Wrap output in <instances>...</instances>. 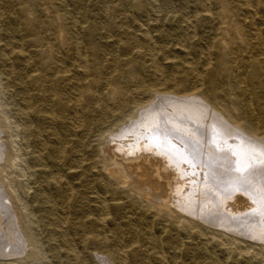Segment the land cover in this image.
<instances>
[{
	"label": "rangeland",
	"instance_id": "obj_1",
	"mask_svg": "<svg viewBox=\"0 0 264 264\" xmlns=\"http://www.w3.org/2000/svg\"><path fill=\"white\" fill-rule=\"evenodd\" d=\"M54 2L59 8L48 11ZM31 3L34 10L28 11ZM138 3L146 7V14L137 12ZM201 3L202 0H0V264H264V249L245 243L225 248L212 241L196 252L192 241L184 237L177 247L168 250L177 233L162 222L151 228L152 215L136 207L116 179L96 170V163L99 170L104 164L101 149L112 140V144L128 143L144 131L148 118H141L139 112L132 117L131 105L118 110L108 100L104 113L97 102L84 99L85 111L77 115L62 104L63 107L55 102L48 104L58 117L53 125L45 119L47 104L27 84L33 75L41 73L42 58L36 46L58 35L51 23L59 29L65 16L69 24L78 23L72 39L89 62L83 75L91 93L107 95L121 87L143 90L142 84L156 80L154 64L160 67L165 88L183 85L181 59L185 53L190 62L206 71L204 48L215 36L222 39L228 35L219 20L201 19ZM209 8L219 11L220 5ZM33 20L37 21L35 30L29 27ZM43 46L39 48L45 52L47 48ZM18 52L30 56L35 67L17 59ZM211 62L219 64L216 55ZM210 73L206 74L208 78ZM155 99L153 108L155 104L168 107L176 101ZM234 107L229 105L231 111ZM136 120L142 126L124 132ZM109 136L115 137L110 141ZM76 158H81L82 163ZM52 177L62 191L48 185ZM102 205L108 209L100 211ZM179 228L185 229L184 225ZM247 229L243 226L240 231L244 233L238 236L244 241L257 239L264 245L261 227L255 233ZM153 234L161 235L166 245L165 260L148 241ZM97 235L107 239L104 245L94 242ZM118 250H126L124 261L114 257L110 261L108 258Z\"/></svg>",
	"mask_w": 264,
	"mask_h": 264
},
{
	"label": "bare ground",
	"instance_id": "obj_2",
	"mask_svg": "<svg viewBox=\"0 0 264 264\" xmlns=\"http://www.w3.org/2000/svg\"><path fill=\"white\" fill-rule=\"evenodd\" d=\"M201 4L200 11L204 10L199 15L201 19L219 20L228 35L222 39L215 36L204 48L206 71L190 62L183 51L180 81L183 85L178 84L171 90L165 88L160 67L154 64L156 80L142 84L143 90L121 87L107 95L91 93L83 75L88 71L89 62L72 39L78 23L70 21L69 24L65 16L59 29L51 23L58 35L47 39L44 46L41 42L36 46L42 58L41 73L33 75L27 84L47 104L45 119L53 125L58 117L48 104L67 106L77 115L85 111L84 99L97 102L104 113L108 100L118 110L131 105L132 117L139 112L141 118H148V123L143 124L144 131L128 143L112 144L111 137L120 130L115 136H109L112 143L101 149L102 170L97 163L95 168L116 179L127 189L134 205L144 214L152 215L151 228L162 222L177 233L168 250L177 247L184 237L192 241L196 252L202 251L201 245L207 246L212 241L225 248L245 243L264 249L257 239L244 241L238 236L243 226L254 233L258 227L264 231V0H202ZM212 4L220 5L219 11H212L209 8ZM57 7L54 2L47 10ZM136 7L140 15L147 13L143 4L138 3ZM33 10L34 3H31L28 11ZM29 27L35 30L37 21H30ZM42 46L47 48L45 52L40 51ZM213 55L219 60L217 66L211 62ZM15 57L35 67L30 56L18 52ZM95 74L99 75L100 71L96 70ZM165 97L176 101L168 107L155 104L153 108L151 103L155 98ZM229 105L235 106V110L231 111ZM55 111H58L56 107ZM113 115L116 114L113 112ZM137 120L124 132L141 127ZM76 161L82 163L81 158ZM47 183L62 191L56 178ZM104 205L100 211L108 209ZM181 225L185 227L182 231ZM161 240L157 234L148 239L160 259L165 260L166 245ZM106 241L103 236L94 237L99 246ZM126 255V250H118L107 258L112 261L114 257L113 260L121 262Z\"/></svg>",
	"mask_w": 264,
	"mask_h": 264
}]
</instances>
